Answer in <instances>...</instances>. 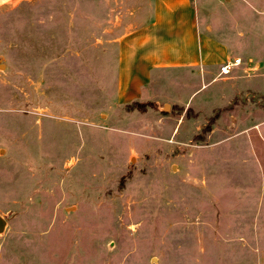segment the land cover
<instances>
[{
  "label": "rangeland",
  "instance_id": "obj_1",
  "mask_svg": "<svg viewBox=\"0 0 264 264\" xmlns=\"http://www.w3.org/2000/svg\"><path fill=\"white\" fill-rule=\"evenodd\" d=\"M150 2L0 4V264H264V0H193L229 76L117 105Z\"/></svg>",
  "mask_w": 264,
  "mask_h": 264
},
{
  "label": "crops",
  "instance_id": "obj_2",
  "mask_svg": "<svg viewBox=\"0 0 264 264\" xmlns=\"http://www.w3.org/2000/svg\"><path fill=\"white\" fill-rule=\"evenodd\" d=\"M145 21L117 42L115 101L131 105L151 99L155 83L178 71L219 68L230 47L202 33L193 0H151Z\"/></svg>",
  "mask_w": 264,
  "mask_h": 264
},
{
  "label": "built area",
  "instance_id": "obj_3",
  "mask_svg": "<svg viewBox=\"0 0 264 264\" xmlns=\"http://www.w3.org/2000/svg\"><path fill=\"white\" fill-rule=\"evenodd\" d=\"M15 0H0V4L3 5H9L12 2H14ZM242 64V60L241 58H233L230 60H227L225 63H223L220 68H219V75L220 76H229L231 74V72L239 67Z\"/></svg>",
  "mask_w": 264,
  "mask_h": 264
},
{
  "label": "water",
  "instance_id": "obj_4",
  "mask_svg": "<svg viewBox=\"0 0 264 264\" xmlns=\"http://www.w3.org/2000/svg\"><path fill=\"white\" fill-rule=\"evenodd\" d=\"M6 226H7L6 220L0 217V235H2L5 232Z\"/></svg>",
  "mask_w": 264,
  "mask_h": 264
},
{
  "label": "trees",
  "instance_id": "obj_5",
  "mask_svg": "<svg viewBox=\"0 0 264 264\" xmlns=\"http://www.w3.org/2000/svg\"><path fill=\"white\" fill-rule=\"evenodd\" d=\"M130 106V105H129Z\"/></svg>",
  "mask_w": 264,
  "mask_h": 264
}]
</instances>
